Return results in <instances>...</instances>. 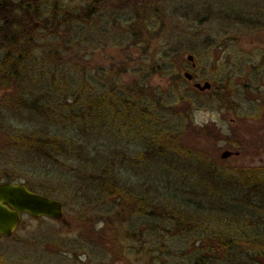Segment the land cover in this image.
<instances>
[{
	"label": "rangeland",
	"instance_id": "374dc122",
	"mask_svg": "<svg viewBox=\"0 0 264 264\" xmlns=\"http://www.w3.org/2000/svg\"><path fill=\"white\" fill-rule=\"evenodd\" d=\"M103 1L105 7L85 25L74 22L69 25L56 23L49 15L47 31L39 29V26L29 27L30 33L34 36L32 41H22L19 46L29 55V63L25 67L26 73H23L24 81L26 79L25 87L32 93L38 94L43 92L41 88L43 85L48 84V87H44L45 90V88L54 89L57 84L58 107L63 102L62 89L67 91L64 88V78L72 81L73 86L82 87L81 92H84L82 97L97 95L101 89L114 88L124 92L134 85L150 87L158 93L161 92L160 94L164 96L162 100L166 105L171 103L176 105L174 109L179 112L174 111V116L168 118V127L182 132L180 141L184 144L204 151L207 157L215 160L220 167L231 165L264 168V87L260 82V78L264 75V67L262 64L258 66L264 60V29L223 30L221 24L212 19L213 15L204 19L199 13L208 4H216L224 11L236 9L245 13L253 4L264 7V0ZM17 2V0H6L5 3L3 2L5 6L0 9L16 10L13 7L18 4ZM52 2L53 0H48L47 12L51 10ZM61 4V7L70 9L72 14H75L80 12L88 1L63 0ZM135 10H137V25H141L142 29L137 30V39L133 40L129 33L131 25L129 21L134 18ZM12 16L14 19L24 17L22 11H14ZM15 22L17 23V20H14ZM79 29H82L83 34L76 33ZM84 38L87 41H82ZM205 41L211 44L204 48ZM1 49L3 48L0 43V53ZM188 55L194 57L196 68L193 69L191 62L187 60ZM120 67L123 69L117 74L116 71ZM186 72L192 74L193 82L202 83L205 79L211 82L212 91L216 84L227 85L228 88L224 91L226 93L222 94L227 97L226 102L221 98L220 102L213 103L209 99L210 95H201L192 87V83L185 79ZM172 73H177L185 81L175 83ZM74 77L76 79L69 80ZM97 89L100 91L98 92ZM183 98L188 100L184 101ZM68 101L73 102L72 99ZM0 114L5 124L1 122L3 119H0V148L6 141L2 131L31 133L38 130L37 124H41L40 121H35V114L31 113L3 110ZM164 114L170 113L165 111ZM121 136L116 129L111 130L110 133L105 132L102 136L99 135L90 145V149L96 151L89 156L100 162L102 167L108 166L110 161L121 165V160L135 158L140 152L141 142L137 139L136 144L133 140H126ZM116 138H123L126 141L121 139L117 141ZM225 151L237 155L222 159L221 154ZM101 159H104V164L101 163ZM134 160L137 162V159ZM31 162L28 154L21 155L16 151L0 150V183H31L33 187L30 188L39 192L36 185L32 184L33 181H30L31 177L27 178L21 173L23 170L31 172L30 164H34ZM149 166L151 172L147 174H143L144 171L139 169L138 162L137 171H124L126 168L122 166L123 171L119 172L122 176L121 180L112 179L110 178L112 175L109 174L105 178V183L108 186L124 187L125 192L134 197L131 199L134 201L129 200L131 208L137 206V195L145 194L147 197L154 196L162 200V203L155 204L161 214H175L168 209L169 204L177 205L175 202L179 203L184 197L194 196L192 195L194 192L186 194L184 190L191 187L190 184L184 185L181 181L187 179V175L180 171L174 172L173 175L180 179L177 180L154 168L163 165L151 161ZM98 167L94 164L91 169L82 170L77 164H72L70 175L77 180H74L76 185L69 195L74 194V191L76 196L84 194L86 189L84 186H89V182L83 183L82 180L100 174V169L96 170ZM44 174L43 170L37 173L42 180ZM57 174L61 175L62 172L58 171ZM57 174L55 178L59 179ZM193 178L190 177V183L194 184L193 189L197 191V187L201 184L193 183ZM162 179L166 182L169 179L175 180L181 184L176 186L178 189L173 192H168L163 187L154 188V183L158 180L160 183ZM60 183L59 180L54 182L56 185ZM55 195L53 198L64 205L63 218L54 221L23 216L19 229L11 238L0 237V264H14L11 261L38 254L45 257L57 255L56 257L64 258L69 262L68 264L74 261L75 264H191L195 257L202 254L198 246L203 237L213 236L210 234L211 231L224 233V228L228 227L223 221L220 224L212 218L213 221L205 224L208 227L203 232L201 220H198L195 223L197 228H193V236L198 230V241L194 242L191 238L189 241L183 236L170 237L168 232L174 228V222L170 225L167 222L161 226L163 215L156 214L152 221L146 218L137 225V218L132 221L137 217L136 213L121 224H113L115 229L113 235L110 221L106 223L104 219L114 212L115 202L109 200L107 206L100 200L95 203V194L91 192L85 194L81 204L76 201L72 203L76 199L73 195V198L66 197V199L58 194ZM67 198L71 199V203L68 201L69 205L65 203ZM240 207L248 209L247 205ZM253 207L254 204H251L250 209ZM101 209L111 210L101 211ZM250 216L248 215L244 220L239 215L237 217L239 219L233 222H239L241 226L237 228L238 225L232 224L227 233L235 240H253L243 247L248 249L246 261L249 264H264V240L256 235L245 236L250 234L247 227L254 223V219ZM258 216L261 221L264 220V208L260 214H257ZM191 217L192 215L188 219L191 220ZM144 224L141 237L137 238V231H140ZM259 225H264V221ZM90 226L93 227L91 231L88 229ZM152 227L155 229L154 232L151 230ZM163 228H168L169 231ZM111 238L116 239L117 242L122 240L120 246H123L124 250L120 251L117 248L118 243L112 242ZM216 250L214 256L220 258L221 249ZM63 255L73 257H63ZM78 255L84 263L77 261ZM214 260L216 259H210L209 264H217V262L213 263ZM42 264H46V258L43 259Z\"/></svg>",
	"mask_w": 264,
	"mask_h": 264
},
{
	"label": "trees",
	"instance_id": "16d2710c",
	"mask_svg": "<svg viewBox=\"0 0 264 264\" xmlns=\"http://www.w3.org/2000/svg\"><path fill=\"white\" fill-rule=\"evenodd\" d=\"M5 1H0V7L5 6L3 4ZM17 1L18 4L13 7L16 10L0 9V43L3 48L0 53V113L7 110L14 113L35 114V121L38 120L41 124H37L40 129L38 128V130L31 133H17L11 130L12 133L7 130L2 131L6 141L0 150L16 151L21 155L28 154L31 157V163H34L30 164L31 172L28 173L27 170L20 171L23 176L31 177L30 181H33L32 184L36 185L38 193L41 195L52 199L56 196L55 194L64 199L75 196L76 199L72 203L76 201L81 204L80 202L84 201L85 194L91 192L95 194V203L100 200L107 206L109 200L115 202L114 212L104 219L106 223L110 221L113 235H115L113 224H121L131 218L133 214L137 213V217L132 220L134 221L137 218V225L146 218L152 221L155 218L153 216L160 214L164 218L163 223L160 224L161 226L167 222H169V225L174 222V228L168 232L170 237L183 236L188 239L191 238L195 242L198 241L197 236L199 234L197 230L196 235L193 236V228H197L196 221L201 220V228L205 232L208 227L205 224L215 218L218 223L222 224L223 221L228 227L224 228V233L211 231L210 234L213 236L203 237L200 246H198L199 252H202V254L195 257L193 263L209 264L210 259H216L213 263L249 264L246 261L248 249H243V247L247 242L251 243L253 240H235L229 237L227 232L233 226L232 224L238 225L237 228L241 226L239 222H233V220L239 219L237 218L239 215L244 220L248 215H253L250 217L254 219V223L247 227L250 234L245 236L255 237L256 235L264 240V225H259L264 220L261 221L260 217H257V214H260L264 208V168L232 167L231 165L220 167L215 160L208 158L204 151L196 150L184 144L180 141L182 132L168 127V118L174 116V111L179 112L174 109L176 105L174 106V103L166 105L162 100L164 96L160 94L161 92L158 93L157 90L150 87L134 85L124 92L114 90V88L101 89V92L97 89L99 92L97 95L82 97L84 95V92H81L82 87L73 86L72 81L64 78V88L67 91L62 89L63 102H61V105L58 104L59 107L57 106L58 97L56 95L57 84H55L54 89L45 88L44 90V87H48V84H45L41 87L43 92L32 93L25 87L24 82L26 83V79L24 81L23 76V73H26L25 67L29 63V55L22 47L19 48L20 42H31L34 37L30 33L29 27L39 26V29L47 31V24L49 23V17L47 16L49 15L52 18L51 20L56 23L69 25L74 22L85 25L105 7V1L87 0L88 4L75 14H72L70 9L61 7L63 0H53L51 10L48 12L46 11L48 0ZM135 5L137 6V2ZM253 6L259 9H251L243 16L238 13L234 22L238 30H244L243 26L254 27L259 30L264 29V7L255 4ZM14 11H22L24 17L14 19V16H12ZM136 18L137 10H135L134 18L129 21V23L131 22L129 33L133 40L137 39V30L142 29L141 25H137ZM14 20H17V23H14ZM76 33L81 35L83 31L79 29ZM82 41H87V39L84 38ZM122 69L120 67L116 73L119 74ZM74 79L76 78H69V80ZM172 79L175 83L185 81L177 73H172ZM84 80L86 79L84 78ZM84 80H82L83 84H85ZM226 86L221 83L216 84L212 93L219 91L221 98L226 101L227 97L222 95L226 93L224 92L228 88ZM193 91L196 92L194 89ZM68 99H72L74 103L68 101ZM183 99L184 101L188 100V98ZM219 100H221L220 97ZM165 111L170 114L165 115ZM0 119L3 118L0 117ZM1 122L4 124V119ZM113 129L117 130L119 136L122 134L121 137L126 140H133L137 144L138 139L141 142L139 144L140 152L137 153L135 158L121 160V165H116L110 161L108 166L102 167L100 162L89 156L96 151L95 149H93L94 151L91 150L90 145H92V141L98 139L99 135L102 136L105 132L110 133ZM123 138L116 139L117 141L119 139L126 141ZM134 159H137L139 169L144 171L143 174L151 172L148 168L151 161L163 165L160 168H154L157 171H162L169 178L173 177L180 180L173 173L177 171L185 173L187 179L181 181L184 185L190 184L191 187L184 190H186V194L194 192L192 194L194 196L184 197L179 203L173 200L177 205L169 204L168 208L172 214L175 213L173 215L161 214L155 204L162 200L159 197H147L145 194L137 195V206L131 208V202L134 201L131 199H134V197L128 195L125 192L126 189L120 185H106L105 178L110 174L112 175L110 178L121 180L122 176L119 172L123 171L121 170L122 166L126 168L124 171H137V162ZM100 161L104 164V159ZM128 162L130 163L124 166ZM72 164H77L82 170L91 169L94 164H97L99 167L96 170L100 169L101 171L100 174L94 177L82 180L83 183L88 181L89 186H84L86 189L81 196L77 193L76 196L75 191L72 194L73 196L69 195L71 190L75 188L76 182L74 180H77V178L70 175L72 171L69 170ZM39 170H43L45 173L43 175L44 180L37 175ZM58 171H61L62 174H57ZM56 174L59 179L55 178ZM190 177H194L192 179L193 183L200 182L201 185L197 187V191L193 189L194 184L190 183ZM55 180H59L61 185L54 184ZM179 184L181 183L175 180L169 179L166 182L162 179L160 183L159 180L154 183V188L163 187L164 190L173 192V190L178 189L176 186H179ZM25 185L34 191L33 188H30L33 187L31 183ZM129 200L131 201L130 204ZM68 201L70 202L71 199L67 198L66 205H69ZM224 204L226 206H223ZM251 204H254L252 209H250ZM246 205L248 209L240 207ZM244 209L246 212H244ZM109 210L111 209H101V211ZM212 214H214V217H212ZM190 215H192L191 220L188 219ZM143 228H145V224L140 231H137V238L141 237ZM88 229L91 231L93 227L90 226ZM163 229L169 231L168 228ZM151 230L155 231L153 227ZM147 232L149 231L147 230ZM111 241L117 242L116 239L112 238ZM117 243V248L120 251L124 250V247L120 246L122 240H118ZM172 247L176 248L175 246ZM218 248L222 252L220 258L214 256ZM159 249L161 250V247ZM193 263L191 262V264Z\"/></svg>",
	"mask_w": 264,
	"mask_h": 264
},
{
	"label": "water",
	"instance_id": "95a60500",
	"mask_svg": "<svg viewBox=\"0 0 264 264\" xmlns=\"http://www.w3.org/2000/svg\"><path fill=\"white\" fill-rule=\"evenodd\" d=\"M194 57L187 56L194 68ZM186 80H192V74H184ZM199 92H204L211 88L209 82L193 83L192 86ZM237 153L225 151L221 158L225 159ZM23 215H28L34 219L48 218L51 220H61L64 216V206L60 201L29 190L23 183H0V236L11 237L19 227Z\"/></svg>",
	"mask_w": 264,
	"mask_h": 264
},
{
	"label": "flooded vegetation",
	"instance_id": "af4514ba",
	"mask_svg": "<svg viewBox=\"0 0 264 264\" xmlns=\"http://www.w3.org/2000/svg\"><path fill=\"white\" fill-rule=\"evenodd\" d=\"M251 9H259V8H255V6L251 5L249 10H251ZM249 10L245 11V13L238 12L236 9H234V10L230 9V10H225L224 11V10H221L220 8H218L216 4H208L203 10L201 9V12H199V13H200V15L202 14L204 19H207L210 15H213V16H211L212 19H214L215 22L220 23L221 24V29H223V30L224 29L226 30V28L235 30L237 28H236L234 22H235V18H237V16H238V13H240V16H243L244 14L248 13ZM243 28H244V30H259L257 28H254V27L251 28V27H248V26H243ZM210 44H211V42H206L205 41V42H203V47L205 48L206 45H210ZM261 64L264 67V60H262V62L258 66H261ZM194 68H196V66ZM262 78H260V82H261V85L264 87V75H262ZM236 81H238V80H236ZM188 82L192 83V86H193V83H197V82H193V77H192V80L188 81ZM204 82H209V81H206V79H205V81H203L202 83H204ZM228 82H229V78H228ZM260 82H259V84H260ZM209 83H210L211 88L209 90H206L204 92H199V93L201 95H206V94L210 95L209 99H210V101H213V103L220 102L221 101V100H219V97L221 99L220 92L216 91L215 93H212V86L213 85H212L211 82H209ZM229 86H231V85L229 84ZM256 88H258V86H256ZM223 102H226V101L223 100ZM31 191H33V190H31ZM33 192H35V191H33ZM35 193H38V192H35ZM61 252L65 253L66 251H61ZM48 253H51V252H48ZM56 256L57 255L46 256L45 257V256L40 255V254L32 255V256H23L20 260L17 259L15 261H11V263H14V264H42L44 258H46V264H68L69 263L64 258L56 257ZM79 256L80 255L77 256L78 259H79L77 261L78 262L80 261V262L84 263V260L79 258ZM63 257H73V256L72 255L71 256L63 255ZM87 260L89 262L88 257H87ZM71 264H75V261L71 262ZM87 264H89V263H87Z\"/></svg>",
	"mask_w": 264,
	"mask_h": 264
}]
</instances>
